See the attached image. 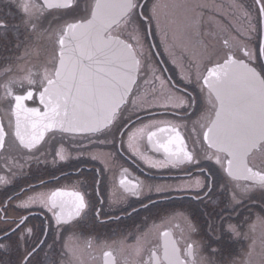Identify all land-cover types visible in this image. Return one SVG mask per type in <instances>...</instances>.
I'll return each mask as SVG.
<instances>
[{
	"label": "snow or ice",
	"instance_id": "obj_1",
	"mask_svg": "<svg viewBox=\"0 0 264 264\" xmlns=\"http://www.w3.org/2000/svg\"><path fill=\"white\" fill-rule=\"evenodd\" d=\"M223 7L214 0H0V36L12 32L18 41L15 54L0 59V112L7 120L0 122V163L11 175L49 156L56 165L68 158L67 144L78 158L105 163L103 173L109 162L118 165L126 146L148 167L178 170L185 179L148 183L123 168L121 194L99 201L110 209L132 198L147 209L176 194L235 211L253 193L264 196V42L253 47L250 38L264 33V0H234L230 16ZM149 36L159 44L148 43ZM154 47L174 65L175 83L162 76ZM141 85L149 87L142 92ZM133 115L141 123L126 131ZM96 144L111 145V152L102 159L90 147ZM79 175L82 188L89 177ZM5 195L0 264H84L77 233L90 211L93 220L104 214L86 192ZM36 208L46 218L51 213L47 226H30ZM225 235L249 241L240 260L221 258ZM84 245L100 249L103 264H121L116 254L123 264H264V216L210 217L205 231L189 210L173 211L110 243Z\"/></svg>",
	"mask_w": 264,
	"mask_h": 264
},
{
	"label": "flooded vegetation",
	"instance_id": "obj_2",
	"mask_svg": "<svg viewBox=\"0 0 264 264\" xmlns=\"http://www.w3.org/2000/svg\"><path fill=\"white\" fill-rule=\"evenodd\" d=\"M209 3L213 0H208ZM216 4L223 5L222 11L225 15L230 16L231 12L229 5L234 3V0H214ZM248 3H251V0H248ZM221 9H217L220 11ZM253 14L255 15V9H253ZM233 23H237L233 21ZM242 26V25H238ZM12 33V32H10ZM263 34V33H262ZM259 40L257 39V33H251L252 46L254 47L258 42H261V36ZM247 36V33H245ZM12 41H10V46L8 49L7 57H11L12 48L17 46V37L15 34H10ZM1 37V36H0ZM16 38V39H15ZM148 43L156 45L159 44L158 37L149 36ZM16 45V46H15ZM163 48L157 49L153 48V52L156 53L155 59L158 62L159 69H161V74L165 78H173L175 83L178 80L176 76V69L174 65L169 62L167 55H163ZM14 53V51H13ZM148 85H141V91H146ZM178 87H183V84H178ZM195 95V93H193ZM29 106H39L38 101L33 104L32 101L27 102ZM159 114L162 109L155 110ZM1 116L4 115L3 112H0ZM140 117L144 118V121L147 122L148 117L145 116L143 112L139 113ZM171 118V117H169ZM3 122V119H2ZM7 125V120L5 121ZM3 122V124H5ZM141 123L137 116L133 115L131 120H128L124 129L127 131L130 127L132 130H135V126H138ZM146 131V130H145ZM46 134V138H47ZM140 133H137L139 138ZM126 140L127 137L125 136ZM133 143H136L134 140ZM142 145H146V137L141 141ZM92 147V151L103 157L107 156L111 152V145L96 144ZM56 150H59V145H56ZM78 149H74L69 145H65V156L68 157L63 161H58L56 165L52 163V157L49 156L47 162H42L39 164L25 165L22 170H18L15 175H11L7 171V166L0 163V177L5 179H10V183L4 185L0 183V199H6L7 195H15L21 193L22 190L27 192L28 195H35L36 193H43L45 195L49 194L51 191L56 190L57 188H64L65 190H79L81 194L87 193V198H90L95 204L97 209L103 211V215L99 218L93 220L95 217V212L90 211L88 223L85 228H83L77 234L80 237L79 252L84 264H103L102 253L100 249H88L84 245V241L91 240L94 244L103 243L108 241L109 243L113 240L122 238L124 235L135 232L137 229L144 227L145 222L148 225H151L156 217L163 216L165 213H171L173 211L180 212L183 210H189L192 215L199 219L204 230L207 231V225L209 218H218L223 216L225 218L229 217L231 213V219L233 222L248 220L249 222H255L257 216H264V207H262L261 202L264 201V196L260 192L253 193V198L246 201L242 206L238 207L235 211L231 209H224L215 205H210L207 202L200 203L194 200L191 196H180L173 194L171 199H157V203L154 206H150L145 209L141 206L140 202L135 198H132L117 207L109 208L107 204H100V200L104 199L107 201L109 196H112L113 199H116L117 196L121 194L122 189L119 185V179L123 172V168H128L131 177L130 178H139L140 180L146 181L148 183L152 182H178L181 179H185V174L178 170H169L165 169H156L150 168L144 162L143 159H138L137 156L132 155V153L125 148L121 149L122 158L118 160L117 166H112L109 162L107 168L111 170H105L103 173L101 169H105V163H102L101 160H91L87 157H77ZM148 155H155L154 153L149 152ZM122 165L123 167H119ZM63 169L62 171L59 169ZM83 170L87 173L89 180L84 187H79V182H82L84 178L79 175V172ZM55 174V178L52 175ZM193 178L198 175L197 169L192 168ZM93 175L96 177V181L92 180ZM58 178V179H57ZM113 179H115V186H113ZM41 180L46 182L48 185L44 187L41 185ZM73 186H77L75 189ZM35 189V191H33ZM119 190V191H118ZM115 194V195H113ZM147 202V201H146ZM137 209L136 212H133L132 209ZM125 213H131V215H126ZM27 214V213H26ZM116 216H119L120 219H115ZM51 217V213H47V218ZM45 215V210L43 209H33L32 215L29 218V224L36 225L39 227L42 223L47 226L48 219ZM156 223H159V220H155ZM177 224H182L181 220L175 221ZM55 224L51 225V234H55ZM244 229L247 231V224H244ZM71 233L65 235V239L71 236ZM249 241L241 240L236 241L225 235L219 242L218 247L221 250V258H233L236 260L241 259L242 251L248 246ZM217 246V245H214ZM225 250H224V248ZM118 259H120L121 264H123L122 258L119 254H116ZM93 257L96 259L93 260Z\"/></svg>",
	"mask_w": 264,
	"mask_h": 264
},
{
	"label": "rangeland",
	"instance_id": "obj_3",
	"mask_svg": "<svg viewBox=\"0 0 264 264\" xmlns=\"http://www.w3.org/2000/svg\"><path fill=\"white\" fill-rule=\"evenodd\" d=\"M50 23L52 24L53 27L55 26V20L54 19L50 18ZM10 34H14V33L9 32L6 36L0 37V59L5 58V55L9 49L10 41H12V38H13V36L11 37ZM13 42L17 43L18 41L15 40ZM12 49L13 50H12L11 56H13L15 54V52L17 51V47H15V48L13 47ZM13 51H14V53H13ZM0 116H1V114H0ZM1 117L3 118L4 115H2ZM5 121H6V119H3L4 123H5ZM5 125H6V123H5ZM224 250H225V248H224Z\"/></svg>",
	"mask_w": 264,
	"mask_h": 264
},
{
	"label": "water",
	"instance_id": "obj_4",
	"mask_svg": "<svg viewBox=\"0 0 264 264\" xmlns=\"http://www.w3.org/2000/svg\"><path fill=\"white\" fill-rule=\"evenodd\" d=\"M261 42H264V33L262 34ZM0 122H2V121H1V117H0Z\"/></svg>",
	"mask_w": 264,
	"mask_h": 264
},
{
	"label": "trees",
	"instance_id": "obj_5",
	"mask_svg": "<svg viewBox=\"0 0 264 264\" xmlns=\"http://www.w3.org/2000/svg\"><path fill=\"white\" fill-rule=\"evenodd\" d=\"M9 46H10V44H9ZM8 53V52H7ZM7 53H6V55H5V58H7Z\"/></svg>",
	"mask_w": 264,
	"mask_h": 264
}]
</instances>
